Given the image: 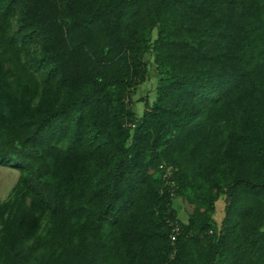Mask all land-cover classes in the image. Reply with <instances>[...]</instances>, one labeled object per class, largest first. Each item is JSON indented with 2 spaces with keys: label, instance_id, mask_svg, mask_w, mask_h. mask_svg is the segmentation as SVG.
<instances>
[{
  "label": "trees",
  "instance_id": "trees-1",
  "mask_svg": "<svg viewBox=\"0 0 264 264\" xmlns=\"http://www.w3.org/2000/svg\"><path fill=\"white\" fill-rule=\"evenodd\" d=\"M0 165V264H264V0H0Z\"/></svg>",
  "mask_w": 264,
  "mask_h": 264
},
{
  "label": "rangeland",
  "instance_id": "rangeland-1",
  "mask_svg": "<svg viewBox=\"0 0 264 264\" xmlns=\"http://www.w3.org/2000/svg\"><path fill=\"white\" fill-rule=\"evenodd\" d=\"M149 77L144 82L136 87L135 93L132 95V108L137 112L141 113L145 101L150 102L154 98V86H155V75L154 68L149 61ZM18 177V170L8 166L0 165V200L6 198L11 187L14 185ZM220 206L222 208V203ZM218 203V204H219ZM220 206H217L216 217L219 220L221 217Z\"/></svg>",
  "mask_w": 264,
  "mask_h": 264
},
{
  "label": "built area",
  "instance_id": "built-area-1",
  "mask_svg": "<svg viewBox=\"0 0 264 264\" xmlns=\"http://www.w3.org/2000/svg\"><path fill=\"white\" fill-rule=\"evenodd\" d=\"M161 168H163V174H162V179L164 181V186L168 187V193L172 200H174V195H175V186L172 181V168L170 166L164 167L163 165H160ZM168 225L170 226V233H169V238L171 243H174L176 240L179 232H180V223L177 221V219H167Z\"/></svg>",
  "mask_w": 264,
  "mask_h": 264
},
{
  "label": "crops",
  "instance_id": "crops-1",
  "mask_svg": "<svg viewBox=\"0 0 264 264\" xmlns=\"http://www.w3.org/2000/svg\"><path fill=\"white\" fill-rule=\"evenodd\" d=\"M222 205V204H221ZM218 206H220V203L218 204ZM221 207V206H220Z\"/></svg>",
  "mask_w": 264,
  "mask_h": 264
}]
</instances>
